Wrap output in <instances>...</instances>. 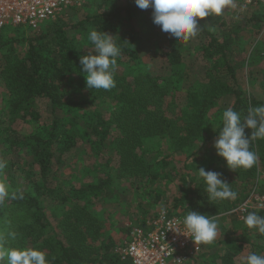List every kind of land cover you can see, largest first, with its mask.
<instances>
[{"label":"trees","instance_id":"16d2710c","mask_svg":"<svg viewBox=\"0 0 264 264\" xmlns=\"http://www.w3.org/2000/svg\"><path fill=\"white\" fill-rule=\"evenodd\" d=\"M253 9L240 21L225 14L198 21L197 43L162 32L153 9L142 10L135 0H91L37 29H1L0 160L6 167L0 182L9 197L0 203V231L6 246L37 248L49 264H130L115 249L133 227L119 242L106 236L102 215L92 209L101 202L136 204L144 216L138 226L158 211L229 220L232 231L219 226L220 238L200 244L201 254L188 264H244L250 253L264 255V235L230 213L249 189L264 194V139L251 141L257 160L250 169L229 170L214 148L227 108L243 118L250 107L264 105L238 84L239 71L264 61V44L249 41L264 28V6L258 1ZM92 29L115 36L122 50L116 86L108 91L87 90L81 72L80 56L94 54ZM155 32L164 37L162 46L153 45L163 75L139 52ZM184 58L203 68V81L180 86ZM227 97L233 101L225 106ZM40 99L49 104L47 114ZM74 158L81 168L72 166ZM200 168L220 173L236 199L210 200Z\"/></svg>","mask_w":264,"mask_h":264},{"label":"clouds","instance_id":"9594fccd","mask_svg":"<svg viewBox=\"0 0 264 264\" xmlns=\"http://www.w3.org/2000/svg\"><path fill=\"white\" fill-rule=\"evenodd\" d=\"M135 4L142 10L151 7L153 23L176 41L196 37L202 29L198 21L220 16L227 8L234 7L233 0H135ZM114 37L96 29L90 30L88 40L93 45L94 54L88 52L79 58L87 90L108 91L116 86L114 77L122 50L115 43ZM256 139H264V105L250 107L243 118L239 112L227 108L222 115V128L214 142V148L229 170L250 169L257 160L256 154L250 150L251 141ZM5 167L6 162L0 160V170ZM197 172L206 184L210 200L236 199L237 193L221 178L220 173L206 171L204 168ZM8 197L7 185L0 182V203ZM12 198H16L15 193H12ZM181 223L183 232L180 234L186 233L184 236L194 244H210L218 235L215 215L189 210ZM244 223L247 228L256 229L264 235V216L249 213L244 217ZM8 235L11 239L16 238L14 232ZM0 264H49V261L46 253L37 248L7 247L5 237L0 234ZM244 264H264V255L250 253Z\"/></svg>","mask_w":264,"mask_h":264},{"label":"built area","instance_id":"2783aa9c","mask_svg":"<svg viewBox=\"0 0 264 264\" xmlns=\"http://www.w3.org/2000/svg\"><path fill=\"white\" fill-rule=\"evenodd\" d=\"M91 0H0V30L27 26L37 29L45 22L69 10H79ZM264 211V194L254 188L247 198L230 213L238 220L252 212ZM183 217L169 216L158 211L144 225L134 226L128 240L115 253L130 264H188L201 254L200 244H194L184 235Z\"/></svg>","mask_w":264,"mask_h":264},{"label":"rangeland","instance_id":"374dc122","mask_svg":"<svg viewBox=\"0 0 264 264\" xmlns=\"http://www.w3.org/2000/svg\"><path fill=\"white\" fill-rule=\"evenodd\" d=\"M250 4H239L236 0H233L234 7H229L225 10L224 14L226 17L235 20V21H240L241 19H246L250 16L252 11L254 10V6L256 3L259 1L263 6H264V0H252ZM245 3H248L246 1ZM80 12L79 14H81ZM250 36L249 41L255 46L256 44L258 45L259 43L264 44V28L257 34ZM164 37L160 33H153L151 35L149 41L145 42L141 48L139 49V52L142 57L143 63L147 64L153 72H155L157 75H163L165 72L163 70V63L162 61L157 58L155 54V49L153 47L155 42H158L159 44L163 43ZM191 43H197L198 40L196 37L191 38ZM252 46V47H253ZM249 46L247 47V49ZM251 49L249 48V52ZM183 67L182 70L184 69V72L187 73L185 78L181 81L180 86L187 85L190 82H194L196 80H204L203 77V71L200 68H197L194 66V61H190L189 58H184L183 61ZM264 69V61L261 62L257 67L253 68L252 70H246L243 69L242 71H239L238 73V84L239 86L245 91L248 92L249 94H252L257 98L258 100L264 101V87L262 84L263 81V75H262V70ZM1 99V97H0ZM233 99L232 97H227L221 101V104H225V106H228L232 103ZM38 106L41 111L44 113L49 112V104L46 100L40 99L38 100ZM83 160L85 163L82 162V164H86V160L83 157ZM72 166H75V163L79 162L77 158H74L71 160ZM176 162V160H175ZM78 166L81 165V163H77ZM177 166L181 167V163L176 164ZM81 168V166H80ZM79 168V169H80ZM75 171V170H73ZM79 171L75 173L80 178ZM65 174L69 176L71 174L69 169L65 170ZM76 187H79V184H76ZM254 189V188H253ZM252 188L249 189L248 195L251 193L253 190ZM125 203V202H123ZM93 211L99 215H102V218L100 219L101 221V227L103 232L105 233L106 236L109 238L115 239L117 242L119 240L125 238V231L129 227H134L133 225L139 224L144 216L142 215L141 211L137 209L136 204H129V206H123L121 205H111L108 203H99V204H94V207H92ZM218 223V235L215 240H218L220 238V230L219 229L221 226L222 228H225L228 232H231V226L229 220H226L224 222H219ZM220 224V225H219ZM0 234H3V231Z\"/></svg>","mask_w":264,"mask_h":264}]
</instances>
